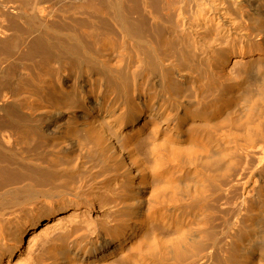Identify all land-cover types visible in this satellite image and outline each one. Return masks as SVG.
Returning <instances> with one entry per match:
<instances>
[{"label":"bare ground","instance_id":"1","mask_svg":"<svg viewBox=\"0 0 264 264\" xmlns=\"http://www.w3.org/2000/svg\"><path fill=\"white\" fill-rule=\"evenodd\" d=\"M45 1L0 0V51L4 42L16 39L9 44L10 49L6 46L8 49L0 52V112L4 114L3 120L0 117V152L8 160L26 166L16 171L0 166V184L27 179L19 189L0 193V217L10 206L30 203L33 212L35 205H51L54 199L64 197L92 207L97 201L90 203L85 194L81 196L74 180H85L82 186L86 187V183L111 179L115 183L113 191H103L106 194L101 205L113 224L107 226L97 220V228H91L94 235L88 234L89 225L70 224L42 238L32 252V264H190L198 257L201 259L197 264H220L216 262L217 247L205 252L217 242L216 231L203 228L195 233L190 216L193 212L202 214L215 196L222 197L223 185L215 172L222 165L225 151V137L218 134L223 126L236 129L229 135L236 138V162L241 153L250 168L257 160L251 173L264 183V1L254 6L251 15H240L242 5H236V0H222L224 9L245 19L237 25L234 38L242 60L237 69L241 88L231 96L230 104L231 100L215 96L206 106L192 111L180 103L184 82L190 83V63L179 51V60L173 59L170 68L165 69L170 43L162 36L145 34L130 18L134 9L128 0L81 3L83 9L96 14V19L111 14L121 26V44L115 39L113 42L114 36L105 23L90 18L91 13L87 20L90 31L75 26L81 23L67 31L56 21L50 24L55 13L44 5ZM243 3L251 6L250 1ZM185 19L190 24V19ZM185 29L190 38V26ZM228 30H220L216 45L229 41ZM32 35L37 44L32 40L28 44ZM15 55L23 58L14 67H5L4 75L2 64ZM49 55L61 58L63 68L74 69L77 65L81 74L80 78L69 75L58 81L55 98H59L49 99L64 104L65 109L79 104L81 111L70 114L71 122L59 118L46 124L45 138L38 139L42 129L20 118L10 106L19 107L21 103L32 108L35 96H26L27 88L44 96L49 76H44L45 71L43 77V72L38 73L44 80L34 76ZM65 56H74L76 65ZM183 68L189 71L185 76L180 73ZM19 69L25 72L17 74ZM156 72L161 75L158 85L153 80ZM205 88H210L209 81ZM4 131L7 134H1ZM7 138L11 142L4 144L2 140ZM21 141L30 145L29 155L24 154L27 158L12 149ZM238 186L236 182L231 189ZM261 192V188L249 189L238 206L250 202L264 216ZM161 234L167 238H161ZM254 237L262 244L251 251L249 243ZM217 244L221 249L220 242ZM229 247L233 258L229 256L221 264H249L252 259L264 263V229L242 226L232 236Z\"/></svg>","mask_w":264,"mask_h":264},{"label":"rangeland","instance_id":"2","mask_svg":"<svg viewBox=\"0 0 264 264\" xmlns=\"http://www.w3.org/2000/svg\"><path fill=\"white\" fill-rule=\"evenodd\" d=\"M82 1L83 0H46L44 5L51 8L55 13L53 17L54 19H49L50 24H54L56 21L57 23L55 24H58L64 31H67L68 28L70 29V27H72V25L74 26V24L81 23L75 26H78V28L83 27V29L87 28L86 30L81 29L83 31H90L91 27L89 26L91 25L88 24L90 21L88 18L90 17L89 13H91V11H86L81 7ZM108 1L113 0H104L103 2L106 3ZM128 1L132 4L134 9L129 14L130 18L142 27L144 32H146L145 34L149 32L150 34H148L149 36L151 35L152 38L162 36L170 43L171 48H169V56H167L164 64L165 69L170 68V63L173 59L179 60L178 55L180 52H182L186 60L190 63V83L188 80L184 82V90L182 97L180 98L181 105H188V108L192 111L197 106H206L214 99L215 96L218 97L219 100H231L228 104L232 102L231 96H235L236 93H239V89L241 88L240 75L237 69L242 62L239 55V45L234 38L237 37V25L242 21L244 22L245 19L240 20L234 14L233 10L224 9L222 0H158V2H155V0H153L154 2L152 0H145L146 3L144 0ZM236 1V5H242L244 7L243 11H239L240 15H251L254 6L264 0ZM244 1H250L252 3H250L251 6L249 7L247 5H243ZM183 12L188 13L183 14ZM91 14L92 17L90 18L93 19L94 17L95 20H99L100 22L101 18L96 19V14L93 12ZM185 16L187 19H190V24L189 21L185 19ZM85 21L87 23H85ZM101 21L105 23V27L110 35L114 36L113 42L116 41L115 43L121 44L123 32L119 23L114 22L113 18H111V14L110 16L109 14L102 16ZM84 23L87 24V27ZM189 26L190 38L184 32V30H186L185 27ZM226 29H229L228 31L231 35L229 41L227 43H223L221 46L216 45L214 40L218 39L220 30H223V33H225ZM33 37H35V35H32L31 38L28 37L30 38L27 40L28 44L29 42L31 44V40L32 43L35 41ZM12 39L13 38L9 39L10 43H8V40L7 43L3 41L5 45L1 43L2 46L4 45V48L1 49L0 52L5 51L4 49H8L6 46L10 49L11 45L9 44H11V41L15 40L16 42V39ZM13 43L14 42H12V44ZM33 44H37V42L35 41ZM202 51H205V54H203ZM15 56H11V59L8 58L6 62L2 64V70L4 69L2 73H4V75L7 73L5 67H14V65L19 63L23 58V56L19 57L20 55ZM53 57L51 56L50 58L49 55L47 57L48 59L46 58L49 63L46 60L44 62H47L48 65L47 63H43V66L39 65L37 67L39 70L36 69L35 71L36 75L43 72L40 74L43 77L45 71V73H47L46 75L44 74V76H49L48 78L46 77V79L48 81L50 80L48 84L52 86L49 87L48 85L49 88L46 87V91L44 90L46 95L43 94L44 96H41L42 93L38 95V93H34V91L27 88L26 90L29 91L26 92L24 90L26 92L25 95L28 96V94H31L29 95L30 97L35 96L33 97L35 102L32 101V108H26L22 106L21 103V105L18 104L19 107L15 106L16 104L10 106L11 110L14 109L16 111L15 114L17 113L20 118H23L27 121V123L37 125V127L42 129V132H38L39 135L41 134L40 136L38 135V139H42V137L43 139L45 138L44 136L46 134L43 133V126L46 124L55 122L59 118H63V120H61L62 122H71L73 121V116L71 118L70 114H78L81 111L79 104L75 103L72 105V108L65 109L63 106L64 104L62 105L61 103V105H57L56 100L51 101L52 99L59 98H55L57 96L56 91L58 90L57 82L59 81V84L69 75H75L76 77L80 72L79 69L77 70L78 67L75 63L76 60L74 56H65L67 61L70 59V62H73V64L75 63L76 65V67L74 65V69L73 67H70L73 69L71 71L69 70L70 68H63L61 58L56 57L54 59ZM47 69L49 73L46 71ZM24 72V69H19L17 74ZM188 72L189 71L186 68H183L180 71L182 76H185ZM156 73L157 74L154 76L153 80L156 85H158L161 75L159 72ZM39 74L34 77L41 78ZM78 76L77 78H80L81 74ZM41 79L44 80L43 78ZM207 81H209L210 88L204 89V84ZM36 96L37 98L39 96L43 98L40 97L41 99L38 98L36 101ZM49 98L52 99L50 100ZM200 100L203 101V104L200 103ZM3 116L4 114L0 112V117L2 118H0L1 120H3ZM65 116H68L69 120L65 119ZM230 132L236 133V129H230L227 126H223L218 132L220 137H225V140L223 141L225 151L220 161L222 165L219 169H216L215 172L216 176L223 185L221 194L222 197L218 198L215 196L214 200L205 208V211L202 214L199 212H193L190 216V223L192 229L195 230V233L198 234L196 231L202 232L203 228H209L216 231L218 237L216 241L220 242L221 249L219 248L217 242H214L206 248L205 252L207 253L208 251L213 250V247H217L216 262L218 261L220 264L229 256L233 258L229 245L231 244L232 236L236 234L239 228L245 226L255 230L264 229V216L260 214V210L257 205L254 204L251 206L250 202H244L242 207L238 206L242 197L249 189L252 188L256 191L259 188L262 189L260 200L264 202V183L261 184L258 177L251 173L255 170V166L258 164L257 160L250 168L247 164L246 156L243 157L241 153L239 154L240 157H238V161L236 162V138H231L229 136ZM3 133L6 132L4 131L1 134ZM5 138L6 137L2 139ZM8 139L9 138H7V140ZM7 140H2V142L4 141V144L11 142L10 139L8 141ZM13 145V148H11L14 149L13 151L17 153V155H23L22 157L26 156L25 158L28 157L27 155H29L31 149L29 144L27 145L21 141L18 145ZM1 154L3 153L0 152L1 167L8 166V168L11 170L13 169V171L18 170L21 167V164L18 162L8 160L4 154L3 156ZM63 162L60 161V163ZM63 164H65V162ZM22 168L26 169V166H23L20 169ZM0 177L2 178V176ZM262 178L264 179V169L262 172ZM26 181L27 179L22 181L13 180L12 182L3 185L0 184V193L5 190L19 189L26 183ZM74 181V187H80V190H77L81 193V196H84L85 194V197L90 201V203L97 201L92 207L87 206L84 202H76L71 197H64L61 200L58 198H56V200L54 199V201L51 202V205H47L46 203L35 205L36 210L33 212L31 211L33 204L24 203L17 207L10 206L1 213L3 217H0V264H32V252L40 244V241L62 231L70 224L82 223V225H89L90 227H86L85 225L84 227L87 228V231H92H89L90 233L88 232V234L93 233V235L94 230H91V228H95V226L97 228V220L105 222L107 226H111V224H113L111 219L107 217V214L105 213L106 208H103L101 205V201H104L103 199L106 194L103 193L105 191H113L115 185L113 180L108 179L103 183L97 182L91 185L89 183L87 185L86 183V185H84L86 187L82 186V182L85 180L80 181L75 179ZM236 182H239L237 189H231L232 184ZM248 185H250V187H248ZM47 187H49V185H46V188ZM83 189L85 190L83 191ZM255 237L252 238L249 243V249L251 251H256L255 248L262 244V241ZM161 238L166 239L167 237L166 235H163ZM193 240H196V238H193ZM200 259L201 258L198 257L194 261H190V264H197ZM249 264L258 263H255V260L252 259Z\"/></svg>","mask_w":264,"mask_h":264}]
</instances>
